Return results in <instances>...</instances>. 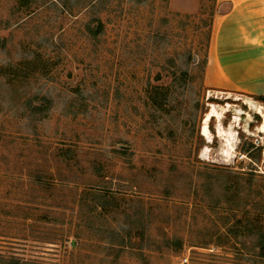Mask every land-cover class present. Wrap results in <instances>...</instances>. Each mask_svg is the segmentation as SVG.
<instances>
[{"label": "rangeland", "instance_id": "1", "mask_svg": "<svg viewBox=\"0 0 264 264\" xmlns=\"http://www.w3.org/2000/svg\"><path fill=\"white\" fill-rule=\"evenodd\" d=\"M223 11L0 0V264H264V99L206 75Z\"/></svg>", "mask_w": 264, "mask_h": 264}, {"label": "crops", "instance_id": "2", "mask_svg": "<svg viewBox=\"0 0 264 264\" xmlns=\"http://www.w3.org/2000/svg\"><path fill=\"white\" fill-rule=\"evenodd\" d=\"M223 12L209 49L213 88L264 96V0H216Z\"/></svg>", "mask_w": 264, "mask_h": 264}, {"label": "bare ground", "instance_id": "3", "mask_svg": "<svg viewBox=\"0 0 264 264\" xmlns=\"http://www.w3.org/2000/svg\"><path fill=\"white\" fill-rule=\"evenodd\" d=\"M250 105L252 107H254L255 109H257L258 113H260L263 118H264V107L262 105H255V103L253 101L250 100ZM212 105V104H211ZM230 106V105H229ZM253 109V108H252ZM239 111V110H238ZM256 111V110H255ZM237 112V111H236ZM240 112V111H239ZM212 117H217L219 119V121H221V118H222V113H220L215 106L212 107L211 111L207 114L206 116V119L204 121V124L202 126V134L206 137V139L208 141L211 142L212 140V135H211V132H210V128H209V120L212 118ZM235 119H236V122L237 120L240 119L239 117V113L235 115ZM221 123V122H220ZM259 129L260 131H264V121L263 123L259 126ZM258 129V130H259ZM236 132L235 130L233 129H225L223 128L220 124L218 125V133L220 136H222L223 140H224V147H223V152L224 154L229 158V157H232L234 154H233V151H234V145L235 142H236ZM252 133V132H251ZM236 155V154H235Z\"/></svg>", "mask_w": 264, "mask_h": 264}, {"label": "built area", "instance_id": "4", "mask_svg": "<svg viewBox=\"0 0 264 264\" xmlns=\"http://www.w3.org/2000/svg\"><path fill=\"white\" fill-rule=\"evenodd\" d=\"M188 259H189L188 257H185L182 263L183 264H188V261H189Z\"/></svg>", "mask_w": 264, "mask_h": 264}, {"label": "trees", "instance_id": "5", "mask_svg": "<svg viewBox=\"0 0 264 264\" xmlns=\"http://www.w3.org/2000/svg\"><path fill=\"white\" fill-rule=\"evenodd\" d=\"M90 29H91V28H90ZM94 33H95V32H94ZM2 44H3V43L0 42V45H2ZM262 97H263V99H264V96H262ZM263 251H264V250H263ZM15 262H16V263H15ZM17 262H18V261H14L13 264H17Z\"/></svg>", "mask_w": 264, "mask_h": 264}]
</instances>
